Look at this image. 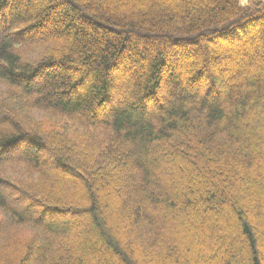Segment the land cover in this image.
<instances>
[{
	"label": "trees",
	"instance_id": "obj_1",
	"mask_svg": "<svg viewBox=\"0 0 264 264\" xmlns=\"http://www.w3.org/2000/svg\"><path fill=\"white\" fill-rule=\"evenodd\" d=\"M183 1L0 0V264H185L171 243L186 264H264V63L209 65L192 47L186 67L203 37L264 51V1ZM126 59L137 80L117 85ZM239 64L253 70L237 84ZM13 100L61 128L25 127Z\"/></svg>",
	"mask_w": 264,
	"mask_h": 264
},
{
	"label": "rangeland",
	"instance_id": "obj_2",
	"mask_svg": "<svg viewBox=\"0 0 264 264\" xmlns=\"http://www.w3.org/2000/svg\"><path fill=\"white\" fill-rule=\"evenodd\" d=\"M246 0H244L243 2H245ZM183 2H187V0H184ZM218 3V2H217ZM216 3V4H217ZM202 7L199 6V9L201 10ZM15 9V7H14ZM205 12L207 11H210V7L208 6H205L204 9H203ZM87 18V17H85ZM56 19H61V15L60 14H56L54 15L53 19H51V23L53 22L54 25H56L57 23L55 22ZM63 19V18H62ZM78 23H81L82 25H84L85 23H87V19H84L83 20H79ZM105 22H96V25L95 24H92V25H89L87 23V26L89 27V29L93 32V34H98L100 32V30H102L104 28V24ZM93 25H95L96 27L94 28ZM59 26V25H58ZM115 28H117L116 26H113ZM166 28H168L167 26H162L161 29H159L158 31H153V32H147V30H143L144 33L146 35H151V36H157V35H161L164 33L163 30H165ZM134 34L136 33H143L142 30H138V29H130ZM52 29H51V26L49 25H46L45 27V30L44 32H51ZM255 33V30L252 29L249 34H253ZM248 33L242 35V39L246 38ZM256 35V34H254ZM64 38V37H63ZM241 39V38H240ZM240 39L236 38V36L232 37L231 38V41H227V42H221V44H229L227 45L226 47H221V45L219 44V40L217 37H214V36H210L209 39L203 37L202 39L196 41V42H192L191 44H186V48H188L186 50V63H188L186 65V67H189L191 65V67H193V65H195L193 62V60H195V55H198V59L202 60L204 59L205 62L209 63V65L212 63V61H215V57L214 55H217V56H220V58H222L221 62L225 63V64H229L230 62H232V64L235 63L237 57L241 60V61H238L237 60V64L238 62L240 63H243L246 56L247 57H251L252 59L255 60V62L258 64V63H264V51L263 49H261L262 47H260L259 45H256V46H253V45H249L248 43L244 44V47L243 46H239L240 44ZM149 40V39H148ZM59 46H62V43L59 44ZM154 43H152L151 41H147L145 39H141L138 43V46H137V52L139 53V55H143L141 57V60H140V66H142L144 64V61H145V58L144 57H147V49L149 48H152L154 47ZM194 47V48H192ZM229 47V48H227ZM243 47V48H242ZM196 49L195 51H197V53L195 55L192 56V53H190V49ZM181 50V49H180ZM148 58V57H147ZM25 59V57H24ZM197 59V58H196ZM200 60V61H201ZM221 62L219 63H216L215 66L217 65H221ZM197 63V61L195 62ZM222 63V64H223ZM212 65V64H211ZM231 67V65L229 66V68ZM237 67V66H236ZM242 66L239 64L238 69H235V67H231V71L229 73V76L230 78H232L237 84L240 83L242 81V79H244L245 77H249L250 76V71L253 70V67H250L248 70L246 69H242L241 68ZM209 69H210V73L209 75L211 76H215V74H217V72H219L220 70L217 69L216 67V71L214 70V68H211L209 66ZM241 69V71H240ZM53 70V69H52ZM51 72H55V70H53ZM61 70V69H59ZM58 70V71H59ZM137 67H135L133 65V63H131V61L129 60H119L117 66L115 69H111V72L110 74L111 75H115V80L114 83L117 84V83H122L123 85H127V86H130L131 84L134 85L136 80H137ZM190 70V69H189ZM187 68L186 70H184V73H188L187 71H189ZM57 71V70H56ZM220 73V72H219ZM51 78V77H50ZM229 77L225 76L223 77V80L221 81V84H223L225 87L228 85V80L230 79ZM48 80H51V79H48ZM38 82V81H37ZM43 83V82H42ZM82 85V84H81ZM118 85V84H117ZM115 85L114 87L117 88ZM214 86L215 88H217V83L214 82ZM163 87V86H162ZM82 88V86L78 87V89ZM48 90L52 91L53 93L55 92V89L54 87L52 86H48L47 87ZM219 89V88H217ZM0 90L1 91H4L5 90V86L2 85L0 83ZM221 91V93L217 96V100H223L225 98V90L226 88H224L222 86V88L219 89ZM233 90L235 91L236 93V88H233ZM129 90L128 89H124L120 92L118 91H115L114 94V101L115 100H127V97H124L123 94L124 93H127ZM165 91V90H164ZM163 91V88L159 91L160 93L158 94L159 98H161L162 102L165 103L166 100H168V97H169V94L165 93ZM217 92H219L218 90L213 92L214 94H216ZM204 96L200 94L199 98L197 100H199L200 98H203ZM15 102V114H19L20 115V119H21V122L22 124L28 128L31 129V123H35L37 125V127L39 128V131L45 135H48L49 132L51 129H52V132L55 133V130L58 129V128H61L60 127V123L59 122H56L57 120L54 119L52 117H50L48 115V111H43L41 109H35V108H26L24 104L22 103H19V102H16L15 100H13ZM115 104V103H113ZM12 106H8L7 109H8V113L10 112ZM32 109V110H31ZM103 111V109H98L97 110V113L100 114L101 112ZM54 118L55 117H60V115H58L57 113L54 114ZM54 121V122H53ZM71 125V124H70ZM71 128V127H69ZM49 137V136H47ZM75 138V137H74ZM15 153V152H14ZM42 154H43V157L46 156V152L43 150L42 151ZM49 163V166L51 168L54 167L53 163L50 161L48 162ZM65 174L74 179V174L70 171V170H67L65 172ZM112 191H111V194L112 195H115V196H118L117 192H116V188L113 186L112 184ZM9 196L11 198H15L16 197V194H11V193H8ZM23 203H27L26 200L22 199ZM88 204L87 202H83L81 200V204ZM169 238V236H168ZM173 249H172V252L174 253V258H178L179 260H182L185 262V264L187 263V260L186 259V255L185 254V250L183 248H185L186 244L185 243H175V249H174V246L173 244L171 243L170 244ZM191 250H193V247L191 248ZM187 251V250H186ZM194 251H195V248H194ZM149 255L146 256V254L144 255V258L145 257H148ZM132 261L134 262V264H143V261L141 259H138L135 257V255L132 256Z\"/></svg>",
	"mask_w": 264,
	"mask_h": 264
}]
</instances>
